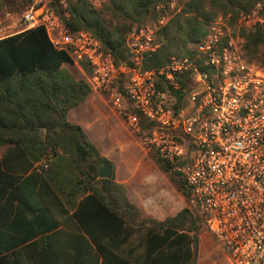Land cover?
Returning <instances> with one entry per match:
<instances>
[{"label":"trees","instance_id":"16d2710c","mask_svg":"<svg viewBox=\"0 0 264 264\" xmlns=\"http://www.w3.org/2000/svg\"><path fill=\"white\" fill-rule=\"evenodd\" d=\"M174 1L101 0L96 9L79 0L53 10L71 34L90 33L115 67L132 68L127 36L151 27L159 18L156 7L168 9ZM176 1L142 71H157L173 56L190 55V45L205 36L216 17L229 16L232 29L257 4L264 8V0ZM25 8L23 0H0V16ZM238 34L245 58L264 69V30ZM65 64H72L68 54L53 47L43 27L0 39V264H197L203 219L189 206L164 220L140 217L124 186L116 183L112 162L67 119L91 87ZM79 67L90 76L87 64ZM124 79L116 84L120 91ZM172 81L176 89L159 76L154 98L171 97L177 111L194 85L187 75ZM140 126L144 131L151 124L140 118ZM149 156L188 204L189 192L173 163ZM102 166L110 167L107 179L98 178ZM63 229L71 233L64 235Z\"/></svg>","mask_w":264,"mask_h":264},{"label":"built area","instance_id":"2783aa9c","mask_svg":"<svg viewBox=\"0 0 264 264\" xmlns=\"http://www.w3.org/2000/svg\"><path fill=\"white\" fill-rule=\"evenodd\" d=\"M18 17L0 19V39L43 27L50 43L68 54L72 64H87L85 81L104 94L114 112L142 147L173 163L189 192L190 208L203 219L228 264H264V69L249 62L231 37L229 16L216 17L190 55L169 59L157 71H142L145 56L158 48L156 32L171 18L159 5L158 20L126 38L132 68L115 67L88 32L71 34L53 9L79 0H23ZM99 8L101 0H83ZM66 18L67 15L64 14ZM244 31L264 30V8L257 4L236 21ZM187 75L194 85L186 104L175 111L154 98L163 76ZM125 77L122 92L116 87ZM140 118L150 123L142 131ZM46 167V160L41 162Z\"/></svg>","mask_w":264,"mask_h":264},{"label":"crops","instance_id":"0c3cea01","mask_svg":"<svg viewBox=\"0 0 264 264\" xmlns=\"http://www.w3.org/2000/svg\"><path fill=\"white\" fill-rule=\"evenodd\" d=\"M78 69L85 78L86 74L81 68ZM67 119L70 123L80 126L96 149L112 162L115 168L116 183L124 186L128 201L138 211L142 209L145 213V201L151 200L145 197L146 191L149 189L147 181L155 180V174L151 173L152 168L159 174L161 173L153 162L147 161L143 164L142 159L135 155V143L126 131L122 119L112 109L107 97L91 89L87 99L68 112ZM104 131L110 134L109 139H106ZM89 133H93L92 139ZM153 192L155 193L154 189ZM140 194L145 199H140ZM151 194L148 195V198H151ZM62 232L64 235L71 233L67 229H63Z\"/></svg>","mask_w":264,"mask_h":264},{"label":"rangeland","instance_id":"374dc122","mask_svg":"<svg viewBox=\"0 0 264 264\" xmlns=\"http://www.w3.org/2000/svg\"><path fill=\"white\" fill-rule=\"evenodd\" d=\"M175 5H177V1H174ZM5 14L13 15L14 17H18L20 13H10L4 12L1 14L0 19H4ZM233 29V30H232ZM231 29V37L236 39V41L241 44V40L243 39L239 36V29L237 24H234V27ZM64 69L68 71L75 79H83V74L79 71L78 66L74 64H65L63 65ZM162 102L166 105H171L173 103V99L167 95L163 97ZM125 129L130 135V138L134 141V152L135 155L142 159L143 164L147 161H151L150 153H148L142 145L139 143L138 138L133 135L126 127ZM92 134L89 133L90 138L92 139ZM104 135L106 139H109L110 134L104 131ZM104 136V137H105ZM94 137V136H93ZM155 174V180L152 182L147 181V189L146 199H151L149 201H145L144 208L145 213L142 209L139 211L140 217L142 219H156V220H164L169 215H172L176 211L180 210L182 207H188L187 202L184 200L183 196L179 194L175 186L168 179V177L164 174H159L157 170L152 168L151 173ZM155 182V183H154ZM153 189L155 193L153 192ZM151 194V198H148V195ZM140 199H145L140 194ZM143 208V207H142ZM200 241L198 248V256H197V264H228L223 253L220 251L221 249L217 247V244L211 234L207 231L206 227H203L200 233Z\"/></svg>","mask_w":264,"mask_h":264},{"label":"water","instance_id":"95a60500","mask_svg":"<svg viewBox=\"0 0 264 264\" xmlns=\"http://www.w3.org/2000/svg\"><path fill=\"white\" fill-rule=\"evenodd\" d=\"M41 133H42V136L45 137L46 130L42 129ZM109 174H110V167L102 166L99 169L98 178L99 179H107L109 177Z\"/></svg>","mask_w":264,"mask_h":264}]
</instances>
